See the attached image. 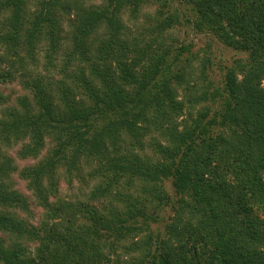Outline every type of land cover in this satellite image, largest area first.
<instances>
[{
    "label": "trees",
    "instance_id": "1",
    "mask_svg": "<svg viewBox=\"0 0 264 264\" xmlns=\"http://www.w3.org/2000/svg\"><path fill=\"white\" fill-rule=\"evenodd\" d=\"M24 1L1 2L2 7L12 8L9 24L10 37L14 39L21 28ZM156 2L160 6L149 30L155 34L154 39L143 44L141 38H129L121 19L122 11L128 8L135 16L142 5ZM77 3L68 56L99 60L92 63L94 78L83 74L80 78L92 104L74 99L66 88L60 103H56L52 89L33 82L37 110L23 102V114L16 113L10 122L3 124L16 138H29L20 152L22 157L37 156L46 135H53L58 145L44 160L22 168L20 176L28 180L38 205L51 219H59L64 209L69 208L67 220L72 215L71 206L50 199L57 194L58 162L65 159L75 165L83 155H100L101 161H107L108 169H113L116 175L118 170L137 172L151 180L156 189L163 178H170L175 192L189 199L182 201L189 207L190 215L185 221L179 220L180 229L175 224L171 226L169 240H160L161 252L151 250L149 235L141 246L133 242L144 249L142 255L122 260L117 253L122 239L140 229L128 221L136 212L145 218L142 209H131L129 204L124 217L122 212L112 209L109 215L88 209L92 223L78 228L63 227L59 222H54L50 229L45 223L34 225L6 210L14 207L28 212L25 197L2 181L15 169L6 160L0 163V179L3 178L0 207L4 209L0 208V231L9 235L11 242L0 236V263L264 264V0H185L191 11L185 17L186 23L197 31L214 35L219 42L246 56L236 58L225 68L222 90L218 87L212 93L218 97L222 113L213 114L204 124L202 120L201 123L193 120V127L186 124L182 130H178L175 118L184 104L176 99L168 76L183 79L180 74L173 75L171 69L187 47L179 46L178 52L170 57V46L153 44L155 38L180 22L179 10H170L165 0H105L87 8ZM56 5L73 9L61 0H44L27 37L29 46L43 22L50 27L51 45L58 43L61 23L53 10ZM208 62L209 59L205 63ZM205 63L200 72L204 79L207 78ZM137 65L141 67L140 73L136 72ZM10 78L9 72H0V82ZM97 78L101 79L102 90L95 85ZM196 85L193 82L192 88L186 86V89L193 92ZM151 88L159 90L151 91ZM199 96L201 100L208 97L206 91ZM151 104L155 110L150 116ZM206 114L203 111L200 116L204 118ZM100 118L102 124L98 125ZM165 123L172 143L166 147L157 144L163 160L147 164L137 155H131V163H125L121 157L116 160L109 156L107 140L116 146L115 150L121 136L127 134L131 144L138 145L152 124L158 129ZM68 151L71 155H67ZM108 185L97 188L96 193H103ZM185 233L193 241L190 246L183 241ZM173 237L177 241L175 245ZM33 241L39 243L31 251L26 243Z\"/></svg>",
    "mask_w": 264,
    "mask_h": 264
},
{
    "label": "rangeland",
    "instance_id": "2",
    "mask_svg": "<svg viewBox=\"0 0 264 264\" xmlns=\"http://www.w3.org/2000/svg\"><path fill=\"white\" fill-rule=\"evenodd\" d=\"M3 1L5 0H0V72H9L11 78L0 82V163L10 160L11 166L15 169L0 181L3 179L2 181L9 185L11 190H15L25 197L28 212L14 207H9L6 210L28 219L34 225L40 226L45 223L48 229L54 222H59V225L63 227L71 225L72 228H78L92 223L88 209L96 210L103 215H109V209H112L122 212L124 217L130 204L131 209H142L145 218L136 212L135 217H131L128 221L140 229L136 233L135 231L129 233L127 238L122 239L117 250V253L121 254L120 258L133 260L142 255L144 249H141L139 245L141 246L143 240L147 239L149 235H151L149 244L151 250L156 253L161 252L160 240H169L172 236L170 234L171 226L175 224L176 228L180 229L179 220L185 221L190 215L189 207L185 206L182 201L183 198L187 202L189 199L185 195L184 197L175 192L170 178H163L162 183L158 182L156 189L151 180H146L143 175L137 172L124 170V173H121L122 171L118 170L119 175H116L113 169H108L107 161H101L103 157L100 155L89 157L83 155L75 165L62 159L55 169L57 194L55 197L50 196V199L56 204L71 206L72 215L70 219L66 220L69 211V208H66L63 216L53 220L48 212L38 205L33 190L28 187V180L20 176V170L26 166L35 165L53 154V149L58 145V142L54 140L53 135H46L44 146L37 156L22 157L20 152L29 142V138H16L3 124L10 122L16 113L18 116L23 114L25 108L23 102L29 104V107H32L34 111L37 110L38 105L33 92V82L36 81L41 86L52 89L51 92L56 103H60L61 94L66 88L74 99H81L87 105L92 104L88 93L80 84V78L82 74L88 78H94L92 63L99 60L93 58L91 61H85L70 58L68 53L73 43L71 32L73 14L76 9L74 8L75 3L78 2V6L81 4L87 8L98 6L105 0H61L62 3H68L70 8L73 7L69 10L54 6L53 10L59 15L58 19L61 23L58 43H55L54 47L51 45L50 27L45 22L41 24L40 30L36 31L30 46L27 44V37L30 31L32 32L35 15L42 7L44 0L24 1L20 12L21 28L15 39L10 37L11 26L9 23L12 19V8L2 7L1 2ZM165 2L169 8L171 7L170 10H174V8L179 10L180 22L174 23L168 31L160 35V38H155L153 44L155 47L159 43L170 46V57L178 52L179 46L187 47L186 50H182L179 61L171 69L173 75L180 74L183 79L168 76L170 84L175 88L176 99L181 100L184 104L182 112L175 118L178 130H182L186 124L193 127V120L200 121V123L202 120L204 124L213 114L222 113L218 97L212 96V93L218 87L222 90L225 68L230 67L236 58H243L246 54L233 50L219 42L214 35L197 31L189 23H186L185 17L191 15V11L188 9L190 5L186 4L185 0H165ZM159 6V2L142 5L140 10L134 14L135 16L128 8L122 11L121 19L129 38L133 36L141 38L143 44L154 39L153 35L155 34L149 30L154 24L155 10ZM207 59L209 62L205 63ZM204 63L206 79L200 76ZM141 71V67L137 65L136 72L140 73ZM94 82L100 90L104 88L101 79L97 78ZM193 82H197L196 90L188 91L186 86L190 87ZM262 85L264 87V79H262ZM149 86L152 87V83ZM152 90H159V88H151ZM203 91H206L208 96L205 100H201L199 96ZM149 109L151 116L155 110L152 104ZM203 111L207 112L204 118L200 116ZM101 124L100 118L98 125ZM166 127L167 123L158 129L152 124L151 129L140 137L141 142L138 145L131 144V137L127 134L121 136L115 150L116 146H112L110 140H107L109 156L116 160L121 157V161L125 163H131L129 160L131 155H137L138 159L147 162V164H155L163 160L157 144L166 147L172 143ZM67 155H71V152L68 151ZM45 183H47L46 180ZM106 185H108L106 191L96 193L98 192L97 188H103ZM95 193L96 195H93ZM0 208L4 210L2 207ZM59 225L57 226L60 227ZM0 236L11 242L9 235L0 231ZM172 239V243L177 244L174 237ZM134 241L139 243L138 247L133 244ZM183 241L188 246L193 243L189 239L188 233L183 235ZM38 243V241H33L26 244L31 251H34L38 247ZM144 264H147L146 261Z\"/></svg>",
    "mask_w": 264,
    "mask_h": 264
}]
</instances>
